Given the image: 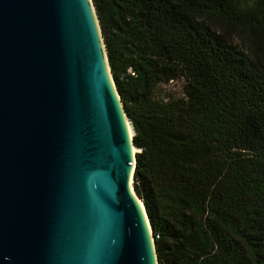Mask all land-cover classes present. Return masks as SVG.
<instances>
[{
    "label": "trees",
    "instance_id": "obj_1",
    "mask_svg": "<svg viewBox=\"0 0 264 264\" xmlns=\"http://www.w3.org/2000/svg\"><path fill=\"white\" fill-rule=\"evenodd\" d=\"M92 4L158 264H264V0Z\"/></svg>",
    "mask_w": 264,
    "mask_h": 264
},
{
    "label": "water",
    "instance_id": "obj_2",
    "mask_svg": "<svg viewBox=\"0 0 264 264\" xmlns=\"http://www.w3.org/2000/svg\"><path fill=\"white\" fill-rule=\"evenodd\" d=\"M126 120L92 0H0V264H158Z\"/></svg>",
    "mask_w": 264,
    "mask_h": 264
},
{
    "label": "bare ground",
    "instance_id": "obj_3",
    "mask_svg": "<svg viewBox=\"0 0 264 264\" xmlns=\"http://www.w3.org/2000/svg\"><path fill=\"white\" fill-rule=\"evenodd\" d=\"M126 125H127V130H128V134H129V137H130V140L132 141L133 137L135 136V133H134V129L130 123L129 120H126ZM132 155L133 157L136 156L137 153H140L141 152V149L140 148H137L135 147L133 144H132ZM130 190L132 192V194H134V191H133V187H132V183L130 182ZM135 196V195H134ZM140 201V200H139ZM141 208L143 209V204L141 203V201L139 202Z\"/></svg>",
    "mask_w": 264,
    "mask_h": 264
},
{
    "label": "built area",
    "instance_id": "obj_4",
    "mask_svg": "<svg viewBox=\"0 0 264 264\" xmlns=\"http://www.w3.org/2000/svg\"><path fill=\"white\" fill-rule=\"evenodd\" d=\"M128 74L134 75L132 69L128 70ZM175 90H177V84H176V82H173V81H170L169 84L165 87V91L166 92H172V91H175ZM162 100L164 102H167L168 101V96L167 95H163L162 96Z\"/></svg>",
    "mask_w": 264,
    "mask_h": 264
},
{
    "label": "rangeland",
    "instance_id": "obj_5",
    "mask_svg": "<svg viewBox=\"0 0 264 264\" xmlns=\"http://www.w3.org/2000/svg\"><path fill=\"white\" fill-rule=\"evenodd\" d=\"M241 4H249L252 0H238ZM237 43V40H235Z\"/></svg>",
    "mask_w": 264,
    "mask_h": 264
}]
</instances>
